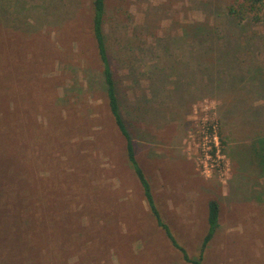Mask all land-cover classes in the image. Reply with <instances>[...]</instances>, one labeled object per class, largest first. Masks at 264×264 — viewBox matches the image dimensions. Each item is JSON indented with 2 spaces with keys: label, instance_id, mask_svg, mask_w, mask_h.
Returning a JSON list of instances; mask_svg holds the SVG:
<instances>
[{
  "label": "rangeland",
  "instance_id": "obj_1",
  "mask_svg": "<svg viewBox=\"0 0 264 264\" xmlns=\"http://www.w3.org/2000/svg\"><path fill=\"white\" fill-rule=\"evenodd\" d=\"M92 1L0 0V93L32 91L34 120L21 129L15 120L10 132L2 120L11 114L0 111V264H190L127 162ZM241 4L105 0L120 111L162 219L191 258L209 202L218 204L201 264H264V155L255 142L264 136V6L230 17L227 7ZM21 97L11 101L15 115ZM26 124L34 137L19 134ZM67 178L87 182L67 190Z\"/></svg>",
  "mask_w": 264,
  "mask_h": 264
},
{
  "label": "trees",
  "instance_id": "obj_2",
  "mask_svg": "<svg viewBox=\"0 0 264 264\" xmlns=\"http://www.w3.org/2000/svg\"><path fill=\"white\" fill-rule=\"evenodd\" d=\"M262 6H264V0H242V4L239 10L233 5H230L227 7V13L233 19L243 18L242 16H237V13L240 12L239 15H241L243 14V12L245 13L246 10H249V11L259 10ZM104 9H105V0H93L92 1L91 28H92V33H93V37L95 40L98 56L102 63L104 88H105V93H106V98H107L108 110H109V113L112 117V120L116 128L118 129L119 133L124 138V141H125L124 148H125L127 162L129 163L130 167L134 171L142 187L143 195L149 207L150 213L154 217L157 225L164 231L166 237L169 239L172 246L181 252V255L184 261L190 264H201L204 251L206 247L208 246L209 242L211 241L215 233V230L218 227V217H219L218 204L216 201H213V200L209 202L208 216H207L208 230L205 236L203 237L201 247H200L199 257L197 259L191 258L188 255L186 249L178 243L176 238L171 233L168 225L162 219L160 211L158 210L156 203H155L154 194L152 192L150 182L147 179L144 173V170L140 166V163L136 157L134 141L129 132L128 125L125 122L122 116V113L120 111L118 96L116 92V82L114 80L111 64L108 59L105 37L103 33V28H102ZM1 88H7V89L12 90L13 86L12 85H9L7 87L1 86ZM40 94L43 97H46L45 92H40ZM12 95L13 94H11V91L0 93V111L4 112L2 116H4L5 114L4 107H6L8 112L11 114V117L9 119L2 120L3 124L8 127L9 131L13 128L12 122L15 120L18 122L17 125L20 124L19 125L20 129L25 126V123L31 124L30 122L34 121L31 115H30L29 120L26 119L27 114H26V105H25V102L33 98L32 91L21 93L19 95H15L14 97H12ZM20 95H22V97H21V101L19 105L23 108V112L21 110L19 111V114L15 115V110L12 111L13 109L10 108V104H11V101L16 102L15 99L16 98L18 99ZM22 124H24L23 127H22ZM12 130L10 132H12ZM19 134L34 137L33 129L29 127V125L27 124L24 130L19 132ZM2 138L4 140L8 138V135L2 134ZM255 142L258 143V145L256 146V149L258 150V154L263 153L264 155V136H261ZM10 143H12V141ZM261 167L264 168V164ZM75 181L76 182H74L73 180H70V178H67L64 181V185H66L67 190L71 189L74 186L77 187L80 184L84 185V183L87 182L84 179H79V178H75Z\"/></svg>",
  "mask_w": 264,
  "mask_h": 264
},
{
  "label": "built area",
  "instance_id": "obj_3",
  "mask_svg": "<svg viewBox=\"0 0 264 264\" xmlns=\"http://www.w3.org/2000/svg\"><path fill=\"white\" fill-rule=\"evenodd\" d=\"M213 127H214V126H211V127L209 126V128H213Z\"/></svg>",
  "mask_w": 264,
  "mask_h": 264
}]
</instances>
